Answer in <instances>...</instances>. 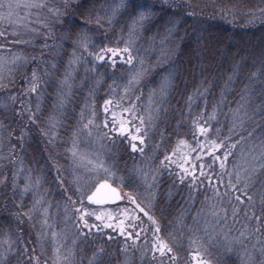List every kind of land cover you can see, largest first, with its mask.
<instances>
[{
    "label": "rangeland",
    "instance_id": "374dc122",
    "mask_svg": "<svg viewBox=\"0 0 264 264\" xmlns=\"http://www.w3.org/2000/svg\"><path fill=\"white\" fill-rule=\"evenodd\" d=\"M197 1L204 7L234 9H237L241 2V0ZM13 2L20 3L21 7L16 10L12 22L0 20V33H3L0 35V56L7 61H14L4 69V78L0 86V137H2L0 261L4 264H37L35 259L30 262V258L38 257L39 264H65V262L66 264H169L167 256L162 262L160 254L154 253L158 237L161 242L172 247L175 254L174 264H262L264 254L255 229L264 221L253 219L252 213L261 215L259 193L264 190L262 189L264 172L261 171V165H264V157H262L264 144L251 145L238 139L237 143L233 144L235 148L232 147L228 151L230 155L225 162L226 170L221 172L219 161L212 169L214 174L212 186L217 183L215 177H221L220 192L224 191L229 173L239 172L243 177L255 169L254 187L248 191V195L253 197V206H249L247 202L237 203L231 197H218L213 192V187L200 177L199 170L196 171L198 180L195 185L188 178L181 182L176 164L161 167V161L164 160L165 155L172 156L173 150L179 153L172 157L176 161H180L186 153L193 157L199 155L198 151L190 150L196 149L198 142L203 143L204 138H200L199 133H196L197 140L192 139V142L190 139L186 141L187 146H184L178 143L179 136H175L174 145H167L168 137H165L163 131L159 129V119L165 117L166 113H171L170 110L178 112L179 107L175 108L173 105L171 108L166 83L169 82V78L166 75L155 81L144 97L141 82L147 77L143 75L141 59H137V53L134 51V48L141 47L140 42L132 44L135 56L132 64L124 62L126 57H116V64L113 66L110 56H107L105 61L98 62L89 53H95L97 48L108 45L104 42L107 36L94 23L97 22L96 15L93 16L94 22L88 19L87 23H82L85 17L80 12L84 1L13 0ZM32 2L43 3L46 7L23 6ZM75 2L82 7L76 8L74 14L67 13L62 31H56L59 28L56 26L61 25L65 3ZM57 8L60 10L59 16L49 10ZM109 13L112 15L111 11ZM139 25L132 24L133 28H138ZM138 29L141 31V25ZM81 31L86 32L90 38L87 51L79 47L77 42V34ZM51 35H54L53 39ZM208 36L209 34L201 33L203 53L208 49ZM50 39L53 40L52 46L55 49L52 48L54 51H50L47 57L38 58L40 61L43 59L39 69H35L38 92L30 93L29 80L34 69L24 74V77H22L23 73L26 71L30 56L39 54L38 51L44 49ZM157 39L166 40L168 36H160ZM93 44L95 48L92 47ZM155 46V43L150 44L151 52H156ZM158 46L163 47L164 44L159 42ZM74 53L75 57L80 58L75 62ZM170 56V53L167 54L163 60L169 62ZM17 57L22 59H15ZM157 60H161V53L156 57L155 61ZM143 63L146 65L145 62ZM9 72L13 83H9ZM137 73L142 75L134 83H130ZM202 79L198 94L207 97L208 83L204 77ZM190 96L194 97V94ZM21 99L32 112L41 117V128L29 125L25 140L18 141L16 137L27 122V114L17 115L21 111ZM109 100L112 103L108 105L109 111L106 113L105 101ZM133 108L131 114L124 111ZM244 112L246 111L236 107L232 121L240 122L245 115ZM113 113L117 121H132L131 127L138 126L139 121L136 117H141L145 121L147 135L142 146L144 151L143 154L137 151L136 158L132 157L133 165L128 173H124L112 159L111 151L117 144H121V139L127 144L130 143L129 139L102 127L105 120L110 122L111 127ZM219 114H222V111L215 116L217 119L209 126L212 130L210 138L217 142L220 136L218 130H221L222 125V121L218 118ZM50 117L58 121L52 128L54 134L42 135L41 129L49 130L47 121ZM89 120L93 122L92 125L84 128ZM187 121L188 119L182 117L180 123L185 125ZM177 125L179 126V123ZM175 128L171 126L170 131L177 133L180 126ZM10 132L13 135L9 140ZM104 133H107V136ZM216 155L223 158L222 149ZM199 163L207 165L211 160L204 155ZM104 169L108 170L107 176L104 175ZM137 169L144 170L145 177H142ZM163 170L167 171L165 175L173 178L177 190L182 192L177 198V202L182 203L181 209L190 213L198 208L192 220L184 216L186 223H180L178 228L171 230V239L167 236H157L158 233L156 234L151 225L148 227L144 224L148 217L143 213L133 212V205L127 200L118 202L115 208H92L106 211L114 218L118 216L123 219L125 229L123 235L115 226L110 229L103 228L99 232L95 228L91 232L81 229L77 219L79 214L74 211V208H79L81 205H73L71 201L77 200V194L83 192L85 186H90L92 181L103 177L101 181L113 182L121 193L135 196L137 202L149 215L159 194L160 185L162 189L167 187L163 186L162 176L165 173ZM204 171L208 172L209 169L206 167ZM137 187L140 191L133 192ZM170 188L174 187L170 186ZM236 195H240L241 200H245L240 192ZM84 200L83 207L88 208L86 198ZM229 200H231L230 204ZM234 208L237 210L235 216H233ZM25 213L27 215H23ZM136 216H139V221H136L138 226L133 228L129 220ZM88 222L98 223L94 218ZM105 222L115 225L119 220ZM129 231L134 232L132 237H128ZM135 233H139V236L137 237ZM88 239H93L96 243ZM8 241H11L10 249ZM107 242H113V245L118 246L116 254L106 251L104 245Z\"/></svg>",
    "mask_w": 264,
    "mask_h": 264
},
{
    "label": "trees",
    "instance_id": "16d2710c",
    "mask_svg": "<svg viewBox=\"0 0 264 264\" xmlns=\"http://www.w3.org/2000/svg\"><path fill=\"white\" fill-rule=\"evenodd\" d=\"M82 1L84 3L80 13L84 11L90 22H94L93 16L96 15L99 23H94L107 36L104 35V42L108 45L102 47L112 48L125 45L117 42L122 39L127 40L129 32L134 30L133 42L141 44V47L134 48V51L137 53V59H141L143 75L147 77L141 82L144 97L149 93L150 86L155 81L162 79L164 75L169 78V82L166 83L171 108L173 105L179 108H177L178 112L170 110L171 113H166L165 117L159 119V129L163 131L165 137H168L167 145H174L175 136H177L176 133L170 131L171 126L174 129L180 126L177 132H183V135L179 136V141L197 140V135L195 138L192 135L195 131L193 122H202L209 127L217 119L215 116L220 111L222 114H219L218 118L222 121V125H219L221 130H218L220 133L218 138L219 142L223 141L225 144L222 153L225 150L230 151L238 139L251 145L264 144V0H241L237 9L204 7L197 0H134L128 10L121 9L114 17L110 15L109 9L118 0ZM78 4L75 2L71 4L70 9L64 10L61 25L56 26L59 27L56 31H62V26L66 22V14L70 12L74 14L77 8L75 5ZM135 4L150 6L152 13L146 21L140 24L141 31L138 29L140 25L138 28H133L132 24L135 23L137 11L146 9H135ZM202 32L209 34L208 39H216L215 41L207 39L208 49L204 53L200 41ZM164 35L168 36V39H157ZM171 35L172 37L169 38ZM53 38L54 35H51V39ZM51 39L44 49L40 47L39 54H36L37 58L35 54L30 56L22 77L30 70L40 67L43 59L40 61L39 57L45 58L50 51H54L55 48L52 46L54 42ZM159 42H162L164 46L159 47ZM151 43H155L156 52H151L149 48ZM47 46L49 48H45ZM159 53H161V60L155 61ZM169 53L171 56L168 60L170 61H164L163 59ZM33 58H35V63H33ZM203 77L208 83L207 97L198 94ZM18 91H21L20 88ZM193 94L194 97H191L190 95ZM236 107L246 111L240 122L232 121ZM182 117L188 119L187 124L180 123ZM230 122L232 124H229ZM199 137L202 136L199 135ZM120 143L111 151V157L124 173H128L133 165L131 159L136 158L137 154L131 151L129 144L124 140L121 139ZM164 172L163 186L167 187L162 189L160 185L159 194L149 213L156 224L148 219L144 221V224L148 227L151 225L154 230L158 226L157 236H167L171 239V230L178 228L180 223H186L184 216L192 220L198 208L190 213L181 209L182 203L179 204L177 198L182 192L177 190V184L174 183L173 178L165 175L167 171ZM138 187L133 192L138 193L140 191ZM12 199L17 204L16 200ZM86 205H88L87 202ZM114 206L92 205V208H115ZM261 212L262 209H260ZM259 228L261 231H256L255 234L264 249L263 222ZM88 241L96 243L93 239H88ZM104 248L108 253L116 254L118 246L113 245V242H107Z\"/></svg>",
    "mask_w": 264,
    "mask_h": 264
},
{
    "label": "snow or ice",
    "instance_id": "6c2138e0",
    "mask_svg": "<svg viewBox=\"0 0 264 264\" xmlns=\"http://www.w3.org/2000/svg\"><path fill=\"white\" fill-rule=\"evenodd\" d=\"M134 0H118L117 3H115L113 6H111L110 11L112 13V16L114 17L121 9L123 10H128L129 6L133 4ZM24 7L27 8H40V7H46L45 4L43 3H28L23 5ZM21 7L20 3H14L13 0H0V20H7L9 22H12L13 17L15 15V12L17 9ZM72 5L70 3H65L64 9L67 11L70 9ZM75 7L80 8L82 5H75ZM135 9H146V10H139L136 13V24H142L144 21H146L151 15V10L150 6L145 5V4H135ZM50 11H53L57 16L60 15V10L57 9H49ZM82 16L85 17L84 21L82 23H87L88 21V16L85 12L81 13ZM97 23H99V19H97ZM0 35H3V33H0ZM77 42L79 47H81L84 51L88 50L89 47V42L90 38L87 36L86 32H79L77 34ZM117 43H124L125 46L123 48H111V47H99L96 49L95 53H89V55H92L94 60L98 62H103L105 61V58L107 56L112 57L111 64L115 66L116 64V57H121L124 58L126 57V60H124L125 63L127 64H132L135 56L133 55V31L129 32V36L127 40H122L118 41ZM92 47H96L94 44ZM74 56V62L78 61L80 58L75 57V53L73 54ZM15 59H22L21 57H17ZM35 58H33V63H35ZM11 63H14V61H7L4 57L0 56V86H2V81L4 78V69L8 67ZM37 70H33L32 75L30 77V84L31 87L29 88L30 93H37L38 92V87L36 85L37 81V75H36ZM9 83H13L11 80V73L9 72ZM142 73H137L136 76L133 77V80L130 81V83H134L136 79L141 76ZM66 83V81H65ZM15 99V98H13ZM112 101H105V108L104 111L107 113L109 111L108 105H110ZM20 107L21 111L17 113V115L23 116L27 114V122L25 124L24 128H21L19 131V135L16 137L18 141H23L26 138V129L29 125H35L37 128H41V117L37 115L36 113L32 112L29 108L28 105H26L23 102V99L20 100ZM124 111H127L131 114V111H134L133 109H124ZM136 119L139 121L138 126L136 127H131L130 124L132 121L129 120H119L117 121L115 113H113V118L111 121V127H110V122L108 120H105L103 122L102 127L109 129V131L113 133H119L120 136L126 137L129 139V147L132 152H137L139 151L141 154H143V145L145 143V136L147 135V129L144 127L145 121L141 117H136ZM203 118L201 117V120ZM149 120H151V117H149ZM58 121H56L54 118H49L47 121V124L50 126L48 131H44L41 129V134L45 136H51L54 133L52 132V128L56 126ZM92 121L89 120L87 125H84V128H88L89 125H92ZM193 128L195 131L192 133L193 137L195 138L196 133L198 132L200 136L204 138L203 143L198 142V146L196 149H191L190 151H198L200 154L196 156H191L190 154H184L182 159L180 161L173 160L172 157L179 155V153L175 150L172 152V156L165 155L164 160L161 161V167H168L171 164H176L177 168L179 169L180 175L179 179L181 182L185 178L191 179L193 181V184L195 185L198 177L196 175V171L199 170V175L200 177H203L205 181H207L209 186H212V180L214 178V174H212V169L213 166L216 164L217 161H219V168L221 172H224L225 169V162L228 159V156L230 155V152L224 151L223 152V158L221 156L216 155L218 151L221 149L225 148V144L223 141L217 142L216 140H211L209 137L211 135V128L210 127H205L204 123L194 121L193 122ZM13 133H9V140L11 139V136ZM105 136H107V133H104ZM177 136L183 135L180 132L176 133ZM0 142H2V137H0ZM180 145L187 146L186 141H179L178 142ZM138 145L140 147H138ZM234 147V145L232 146ZM75 155V153H73ZM204 155H207L211 163L209 164H203L199 163L204 157ZM262 157H264V153H262ZM195 161V162H193ZM101 168L103 167L102 165L100 166ZM208 168L209 171L205 172L204 169ZM104 175H108V170L104 169ZM137 172L142 177H145V172L142 169H137ZM261 171L264 172V165H261ZM101 179L103 177H100L97 180H94L91 182L90 186H85V190L83 192H80L77 194V200L76 201H71V197H69V200L73 205L75 204H80L81 207L79 208H74V211L78 213V222L80 224V227L82 230L86 229L88 232H91L93 228L97 232L101 231L103 228H113L114 226L119 229L121 234L123 235L125 232V229L123 227L124 225V220L120 219L118 216L113 217L110 213L106 211H98L96 209H92V205H99L103 206L109 202H115V201H123L127 200L133 205V212H139L143 213L144 216L148 217V220L152 222L153 224H156V222L153 220L152 216H149L147 212L144 211V208L140 206V203L137 202V199L135 196L131 194H123L121 192H118L116 189L111 188L108 184L107 181L105 180L103 183H101ZM217 183L213 187V192L218 196V197H231L234 198L237 203H245L249 206H253V197L248 195V191H250L254 187V182L256 179V170L252 169L251 172L247 173L245 176H241L239 172L235 173H229L228 174V181L227 184L224 185V191L220 192L219 186L222 182L221 177L216 176L215 177ZM235 181V182H234ZM98 185V187H97ZM241 185H243V191H241ZM93 188H95V191H93ZM104 189H108V194L105 196H101V191ZM262 189H264V182H262ZM237 192H240L241 195L245 197V200H241L240 195H236ZM91 193V194H89ZM260 197V203H261V215L257 216L255 212L252 213V218L257 220V221H264V190H262L259 193ZM86 198L88 202V208L83 207ZM231 203V200H229V204ZM125 214H127V210H125ZM237 214V210L234 208L233 209V216ZM23 215H27L26 213ZM97 221L98 223L95 224H89V220L93 219ZM226 214H225V219H226ZM247 219V215L245 216ZM113 219L119 220V223L113 224V223H106L105 221H111ZM136 221H139V216H136L134 218H130L129 222L130 224L133 225V228L138 226L136 224ZM256 231H261L259 227L255 229ZM155 232H159V227L156 226ZM128 237H132L134 235L133 231H129L127 233ZM135 235L138 237L139 233H135ZM155 235V234H154ZM243 235V234H242ZM111 239V237H109ZM157 243L154 248V253L158 252L160 254L161 261L163 262V258L167 256L169 264H174L175 262V254L173 253L172 247H170L167 243L161 242L159 238L157 237ZM8 246L9 249L11 248V241H8ZM34 251V249H33ZM262 254H264V249H262ZM32 259H35L37 264H39V259L38 257H33L30 258V262ZM0 264H4L3 261H0ZM66 264V262H65ZM264 264V262H262Z\"/></svg>",
    "mask_w": 264,
    "mask_h": 264
},
{
    "label": "water",
    "instance_id": "95a60500",
    "mask_svg": "<svg viewBox=\"0 0 264 264\" xmlns=\"http://www.w3.org/2000/svg\"><path fill=\"white\" fill-rule=\"evenodd\" d=\"M104 181H101V183H103ZM107 184L111 187V188H114V189H116L118 192H121V190L116 186V185H114L113 183H111V182H109V181H107ZM97 187H98V185H97ZM93 191H95V188L93 189ZM91 194V193H90ZM108 194V189H104V190H102L101 191V196H105V195H107ZM119 201H115L114 203L113 202H109V203H107V204H115V203H118ZM99 206V205H98Z\"/></svg>",
    "mask_w": 264,
    "mask_h": 264
}]
</instances>
